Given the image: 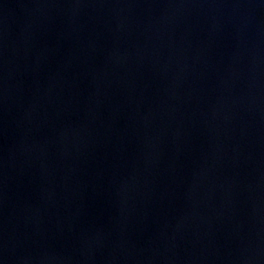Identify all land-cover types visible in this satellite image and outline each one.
<instances>
[{
    "label": "water",
    "instance_id": "obj_1",
    "mask_svg": "<svg viewBox=\"0 0 264 264\" xmlns=\"http://www.w3.org/2000/svg\"><path fill=\"white\" fill-rule=\"evenodd\" d=\"M0 264H264V0H0Z\"/></svg>",
    "mask_w": 264,
    "mask_h": 264
}]
</instances>
